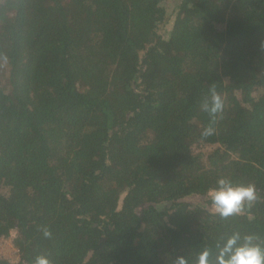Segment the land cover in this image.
<instances>
[{
  "label": "trees",
  "instance_id": "trees-1",
  "mask_svg": "<svg viewBox=\"0 0 264 264\" xmlns=\"http://www.w3.org/2000/svg\"><path fill=\"white\" fill-rule=\"evenodd\" d=\"M164 1L0 0V241L19 253L0 264L215 262L234 231L264 239V0ZM210 84L225 110L203 138ZM222 176L256 186L243 215L211 213Z\"/></svg>",
  "mask_w": 264,
  "mask_h": 264
},
{
  "label": "clouds",
  "instance_id": "clouds-1",
  "mask_svg": "<svg viewBox=\"0 0 264 264\" xmlns=\"http://www.w3.org/2000/svg\"><path fill=\"white\" fill-rule=\"evenodd\" d=\"M201 110L208 115V123L201 130L203 138L211 137L216 133V125L223 119L225 101L217 92L215 84H210L208 95L203 99ZM210 200V211L223 220L241 216L246 209L251 208L259 199L257 188L252 183H234L228 177H219L216 186L207 192ZM39 230L45 238L50 239L52 232L47 226H40ZM215 262L212 250L205 247L197 253L192 264H264V239L254 233L242 234L234 231L226 238L216 243ZM34 264H54L45 254L35 257ZM173 264H190L189 259L179 255Z\"/></svg>",
  "mask_w": 264,
  "mask_h": 264
},
{
  "label": "rangeland",
  "instance_id": "rangeland-1",
  "mask_svg": "<svg viewBox=\"0 0 264 264\" xmlns=\"http://www.w3.org/2000/svg\"><path fill=\"white\" fill-rule=\"evenodd\" d=\"M179 1L180 0H166L163 2V5L165 6L167 13L170 16H172L174 8ZM172 24L173 22L171 23L170 29L172 27ZM189 200L197 201L196 198H192ZM15 236H16V232L13 231L9 237L2 238L0 241V256L8 258L12 262H17L19 260V253L13 242Z\"/></svg>",
  "mask_w": 264,
  "mask_h": 264
}]
</instances>
